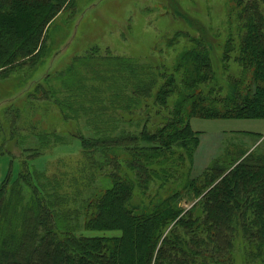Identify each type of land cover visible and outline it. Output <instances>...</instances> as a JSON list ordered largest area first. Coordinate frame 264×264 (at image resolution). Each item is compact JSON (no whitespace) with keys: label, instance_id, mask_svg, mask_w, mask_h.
<instances>
[{"label":"trees","instance_id":"16d2710c","mask_svg":"<svg viewBox=\"0 0 264 264\" xmlns=\"http://www.w3.org/2000/svg\"><path fill=\"white\" fill-rule=\"evenodd\" d=\"M70 1L0 0V73L6 76L44 57L45 49L39 47L44 29ZM234 1L240 42L234 43L230 33L225 56L238 50L234 59L252 79L249 85L231 81V90L222 94L224 85L212 67L210 32L186 14L183 18L198 36L191 30L177 32L175 38L183 35L192 44L180 53L173 72L158 73L161 83L139 64L116 57V70L108 66L104 72L92 64L95 83L86 87L79 68L94 59L91 54L89 62L76 59L61 75L64 89L50 85L48 77L35 85L30 91L34 99L56 101L64 112L76 111L74 102L65 100L68 92L83 89L81 110L97 128L94 135H80L81 173L89 174L81 177L78 191L62 195L50 182L43 193L26 161L14 182L10 176L3 180L0 264H231L240 238L252 259L264 255V143L251 151L227 150L196 177L183 170L198 143L192 118H264V0ZM111 70L120 75L108 77ZM145 98L153 101L142 104ZM6 108L5 115L13 114ZM154 116L161 121L154 124ZM18 117L0 121L14 124ZM40 139L48 141L47 135ZM153 183L166 194L158 191V201L150 194ZM24 185L33 192L25 204ZM185 197L196 199L187 210L178 203ZM80 227L121 234L86 236L78 234Z\"/></svg>","mask_w":264,"mask_h":264},{"label":"rangeland","instance_id":"374dc122","mask_svg":"<svg viewBox=\"0 0 264 264\" xmlns=\"http://www.w3.org/2000/svg\"><path fill=\"white\" fill-rule=\"evenodd\" d=\"M235 6L234 0H71L44 29L39 45L45 49L44 57L36 65L24 64L6 76L0 73V120H13L19 116L14 124L2 125L0 121V126H3L0 128V185L7 176L11 177L9 182H14L26 161L34 183L43 193L51 188L49 182L60 195L78 191L81 177L89 174L88 170L81 173L85 156L80 135H94L97 130L93 122L89 123L90 115L81 110L82 102L86 103V97L80 99L83 89L76 93L68 92V100L65 92H61L66 101L74 102L76 109L65 112L56 101L34 99L30 91L45 77H48L50 85L63 88L61 75L76 59H81L82 64L85 59L86 63L90 60L89 64L79 68L86 87L95 83L90 69L92 64L95 63L101 71L108 70V66L116 70L119 68L116 67L118 62L113 60L116 57L127 59L132 66L139 64L143 73H149L150 78L157 75V81L161 83L158 73L173 72L180 53L192 44L183 35L175 38L177 32L191 30V34L198 36L182 14L203 23L210 32L207 36L212 41V67L215 77L224 85L222 94L231 90V81H241V87L252 83V79L246 76L247 72L244 73L234 59L238 50L230 52L228 59L225 56L230 33L234 35L231 37L234 43L240 42L237 31L240 23ZM91 54H95V60ZM113 70L108 72V77L120 75ZM181 75L182 70L177 74L178 80ZM107 84L110 86L112 82ZM158 88L156 84L151 96ZM88 93L90 98L91 92ZM125 93L128 92H121ZM147 101L152 102L153 99L145 98L142 104ZM7 106L13 114L5 115ZM108 112L111 114L113 111ZM152 121L156 124L161 120L154 116ZM191 125L198 132V143H195L192 158L186 156L183 170L192 177L201 175L215 160H221L227 150L235 152L249 148L251 151L259 143L261 146L264 143V118L194 117ZM11 129L13 134L9 132ZM41 135H47L48 141L43 142ZM30 148L34 150L29 151ZM263 149L264 146L261 151ZM179 150L183 149L180 147ZM36 151L40 152L38 156L27 157ZM158 186L153 183L150 188L155 201L159 198ZM23 187L22 203L25 204L30 202L33 192L29 186ZM159 193L166 196L161 194V189ZM195 202L196 199L192 201L186 197L178 201L186 210ZM77 230L78 234L86 236L121 234L120 230L83 227ZM248 248L247 242L240 238L232 253L231 264H264V255L252 259L247 253Z\"/></svg>","mask_w":264,"mask_h":264}]
</instances>
